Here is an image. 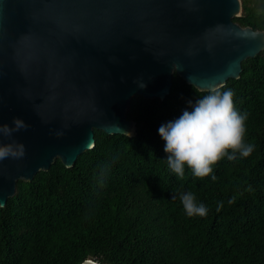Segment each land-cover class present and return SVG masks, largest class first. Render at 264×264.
I'll use <instances>...</instances> for the list:
<instances>
[{
  "label": "trees",
  "instance_id": "16d2710c",
  "mask_svg": "<svg viewBox=\"0 0 264 264\" xmlns=\"http://www.w3.org/2000/svg\"><path fill=\"white\" fill-rule=\"evenodd\" d=\"M240 1L233 20L264 30V0ZM241 67L220 87L247 113L250 155L224 157L204 178L171 171L158 129L208 94L174 73L164 99H130L134 135L94 130L72 166L57 159L17 182L0 206V264H264V50ZM189 191L205 216L184 212Z\"/></svg>",
  "mask_w": 264,
  "mask_h": 264
},
{
  "label": "water",
  "instance_id": "95a60500",
  "mask_svg": "<svg viewBox=\"0 0 264 264\" xmlns=\"http://www.w3.org/2000/svg\"><path fill=\"white\" fill-rule=\"evenodd\" d=\"M240 13V0H0V126L27 125L0 137L25 147L0 161V206L19 180L72 166L94 130L134 135L130 99H164L173 73L202 91L238 78L264 50Z\"/></svg>",
  "mask_w": 264,
  "mask_h": 264
},
{
  "label": "clouds",
  "instance_id": "9594fccd",
  "mask_svg": "<svg viewBox=\"0 0 264 264\" xmlns=\"http://www.w3.org/2000/svg\"><path fill=\"white\" fill-rule=\"evenodd\" d=\"M173 68L177 71L180 65L174 64L172 71ZM133 82L141 89L147 86L142 78ZM233 98L231 89L222 90L213 85L208 94L197 99L194 104L189 101L191 111L185 109L177 119L159 127V135L165 142L164 151L168 154V167L177 177H184L187 166L195 177L204 178L213 173V166L224 157L233 160L237 154L242 157L251 154L254 145L244 140L247 113L236 109ZM26 128L27 125L20 118H14L12 126H0V137H11L14 132ZM24 156L23 144L14 140L0 142V161L7 158L21 159ZM179 198L187 216L202 217L207 214V206L197 202L191 191L181 192ZM83 264L98 262L85 259Z\"/></svg>",
  "mask_w": 264,
  "mask_h": 264
}]
</instances>
